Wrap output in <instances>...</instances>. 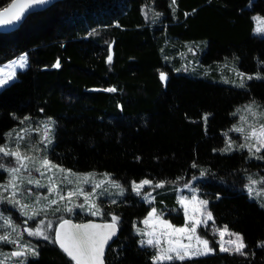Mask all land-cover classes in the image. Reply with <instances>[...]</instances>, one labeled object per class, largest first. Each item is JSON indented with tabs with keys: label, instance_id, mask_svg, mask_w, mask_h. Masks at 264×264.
I'll list each match as a JSON object with an SVG mask.
<instances>
[{
	"label": "trees",
	"instance_id": "1",
	"mask_svg": "<svg viewBox=\"0 0 264 264\" xmlns=\"http://www.w3.org/2000/svg\"><path fill=\"white\" fill-rule=\"evenodd\" d=\"M10 2L0 0V7ZM255 16H264V0H63L31 14L15 32L0 34V66L24 54L29 60L0 91V146L25 117L54 118V162L108 173L123 186L164 182L154 205L178 224L183 212L169 185L204 171L198 185L214 226L241 233L246 255L220 252L210 235L214 255L174 264H264V207L245 187L264 160L221 151L237 108L264 107V35L254 32ZM196 63H233L260 78L241 88L225 85L204 77ZM7 178L0 169V184ZM152 206L128 192L102 206V220L76 214L72 221L119 216L105 264H151L154 250L141 247L133 229ZM36 248L39 255L26 264H73L58 245L43 240Z\"/></svg>",
	"mask_w": 264,
	"mask_h": 264
},
{
	"label": "snow or ice",
	"instance_id": "2",
	"mask_svg": "<svg viewBox=\"0 0 264 264\" xmlns=\"http://www.w3.org/2000/svg\"><path fill=\"white\" fill-rule=\"evenodd\" d=\"M50 3V0H11V2L6 7H0V33H3L6 29L15 28L18 24H21L29 15L32 14L34 8L38 6H46ZM172 5L176 4V0H171ZM159 15V14H157ZM260 24H264V20L257 18ZM257 32H264V27H258ZM111 56L108 57V62L111 63ZM28 61L27 56H21L18 61L12 62V70L7 71L6 73L0 74V89L9 85L10 82H15L17 78V70H23L27 67ZM59 61L54 65V67H59ZM241 77L242 73H238ZM160 81L166 83L167 74L160 73ZM253 77H248L252 79ZM260 78V77H256ZM240 87H244L243 82H241ZM107 92H115V88L104 89ZM245 111L252 113V106L248 105L245 107ZM256 115V113H253ZM264 116V113H261ZM25 120L28 117L24 118ZM242 119H244L242 117ZM204 120H207V116L204 117ZM23 123V121H21ZM53 121L49 119L44 125V136L41 139L40 143L44 144L47 147L48 144L52 143V126ZM231 131L240 133L243 136L244 143L238 144L233 147V141L231 138L227 141V147L221 151L227 153L233 150H243L247 149L249 158L261 159L264 160V156L258 155L264 151V123L259 124V126L249 125L248 130L245 131L243 127H234ZM12 134L8 133L10 137ZM227 135V134H225ZM18 141L23 139V136L17 134ZM0 154L6 157H12L16 166L5 168L3 163H0V169L8 173L10 179L7 184H0V190L3 192H8L9 189L12 190L11 196H0V202L7 201L13 205L19 204V200L16 199L17 195L21 194L17 191L19 185L16 181L19 179V175L22 171L30 172L33 169L29 168V163L35 164V158L28 156L21 152L19 147V142L15 150L9 149L6 145L0 146ZM196 167L195 163L192 165ZM43 169V171L41 170ZM36 172H39L41 176H44L46 172L56 170L58 173H63V179L67 183H72L73 181L69 179L70 176H76L77 179H83L85 183H88L91 179L92 174L80 177L76 173H73L69 169H64L59 165H56L50 161L46 156L40 160V166L34 167ZM205 173L202 171L201 176ZM248 183L246 188L249 194V197L252 198L253 193L255 192L257 196L264 195V188L258 189L257 185H264V178L259 180L253 179L252 176L247 177ZM105 182L111 183L112 187L121 189V195L123 194V189L121 185L117 182L111 181L110 176L105 174ZM29 184H35L36 187H43L40 184L39 180L33 181L32 179L28 180ZM145 186L160 188L164 186V182H159L153 185V182L149 179H144L139 183L135 181L132 182V190L136 193L137 196L141 195V191ZM95 188H100L101 184H94ZM193 192L191 198L187 196H181L178 200V203L181 205L184 211L185 223L183 226L177 227L172 224L170 221L164 219L161 215L158 214V211L153 207L147 217L142 221V223L149 230H142L137 228L136 232L140 236L147 237V239H142L139 241L141 247H150L154 250L153 255L151 256V264H174L175 261L184 262L186 260H193L199 257L214 255L215 249L210 246V241L203 238L197 233V229L203 225L204 227L208 226V221H213L214 218L211 211L207 210L208 201L199 199L195 194V189L191 188V185H185ZM56 191L54 185H49V192ZM82 194L84 196V201L88 204L89 214L95 216L101 214V209L95 202L89 203L90 194L84 192L82 188H79L74 191H69L67 196L70 200L75 195ZM151 193L145 194L143 197L144 200L148 203L153 201L149 199ZM60 200H64L65 197L61 195ZM115 203V201H112ZM57 200L53 199L50 201V204H56ZM264 207V203L261 204ZM27 207V205H25ZM78 207H83L78 205ZM191 209V211H190ZM67 212H72L71 207L65 209ZM59 211V209H57ZM38 214V213H37ZM4 220L3 225L0 227L11 228L15 231V225L10 219L0 217ZM33 219V217H29ZM119 216L112 215L111 222L105 224H73L70 220H63L60 222L59 227L55 229L52 235L51 225L49 224L48 231H45L41 227L35 229L25 228L23 231L27 232L28 236L41 238L45 241H48L52 244L58 245L62 252L69 258L73 264H105L104 262V252L105 248L108 245L109 240L112 239L117 234L118 225H119ZM216 232L220 236V241H217L219 244V251L222 253H228L229 255L238 254L246 255L244 249L247 247L244 242V238L241 234L231 232L228 227L225 225L223 228L216 229ZM225 235L233 237L227 241H224ZM23 240L21 235L18 240H13L10 234L0 235V243H10L16 244V250L7 254L3 260H0V264H6V261L15 259L17 264H26L28 256H38L36 246L32 245L30 242L20 243L19 241ZM187 241V242H185Z\"/></svg>",
	"mask_w": 264,
	"mask_h": 264
},
{
	"label": "rangeland",
	"instance_id": "3",
	"mask_svg": "<svg viewBox=\"0 0 264 264\" xmlns=\"http://www.w3.org/2000/svg\"><path fill=\"white\" fill-rule=\"evenodd\" d=\"M257 18H260V20H264V16L262 17L255 16L256 28L254 32L257 35L262 36L264 35V32H257L256 29L258 27H264V24H260ZM21 56H25V54ZM21 56H19L13 61H18ZM13 61L7 64H4V65H1L0 74L6 73L7 71L12 70ZM27 61H28V65L25 69L17 70V78L15 79V81L18 79L19 72H23L28 69V66H29L28 57H27ZM196 64H197V69L202 71V75L204 77L207 76L208 78H212V80L214 81L219 80L221 83L225 85L230 84L238 88H241L240 87L241 82H243L245 86V84L252 81L253 78L258 77L253 74L247 75L242 72H239L238 68L235 67L233 63H231V65H229V63L222 64V65L220 63H217L216 66L207 65L203 63H196ZM238 73H242L243 76L241 77L240 75H238ZM248 77H253V78L248 79ZM0 78H2V75H0ZM12 83L13 82H10L9 85ZM2 89H0V91ZM248 105L252 106V113L245 111V107ZM253 113H256V115H253ZM261 113H264V107L258 104L257 102L249 103V104L243 105L242 107L237 108V111L235 113L237 117L236 123L233 125L231 129H233L234 127H243L245 128V131H247L249 125L259 126V124L264 123V116H262ZM242 117L244 119H242ZM49 119H51V121L54 122L52 126V133H51L52 143L48 144L47 147H45V145L40 143V141L44 136V125L45 123L49 121ZM21 121H23V123H21ZM21 121L19 125H17L12 130L8 131V133H11L12 135L9 137L8 133L6 134V143L3 146L6 145L9 149L15 150L19 142V147H20L21 152L28 156L34 157L35 164L33 165V163H29V168L33 169L30 172L22 171L20 174H18L19 179L16 181V183L19 185V188L17 189V191L20 192L21 194L17 195L16 199L19 200V204L13 205L11 203H8L6 200L3 202H0V217L10 219L12 223L15 225V231H13L11 228L0 227V235L10 234L13 240H18V238L22 235L23 240L19 241L20 243L30 242L32 245L37 246V243L39 241H43V239L28 236L27 232L23 231L25 228L35 229L37 227H41L45 231H48L47 226L50 224L51 232H49V234L52 235L55 229L59 227L60 222L63 220L72 221V219L75 218L76 214H88L92 216L93 219L95 218L98 220H102L104 216V209L102 208V206L105 203L115 204L118 201L123 200L128 194V192H131L136 195V193L132 190V183H130V185L128 186H123L120 184L121 188L123 189V194L121 195L120 194L121 189L114 188L112 187L111 183L105 182V174H108L105 172L104 173H97L94 171L75 172L71 170L73 173H76L80 177L86 176L88 174H92L91 179L88 183H85L83 179L78 180L76 176H70L69 179L72 180L73 182L67 183V181L63 179L64 174L58 173L56 172V170L46 172L44 176H41L39 172H36L34 170V167H39L40 160L43 159L45 156L50 161L55 163L56 165H59L51 159V155H50L51 146L55 140V132H54L55 120L54 118H45V119L38 121L37 123L31 122L29 119L27 120L23 119ZM228 133L229 134L226 135L225 148L227 147V141L229 140V138H231V140L233 141L234 148L236 145L244 143L243 136L240 133L231 131V130H229ZM17 134L22 135L23 139L18 141ZM233 151H240V150L237 149ZM233 151H229L227 153L229 154V153H232ZM241 151H246L248 154L247 149H243ZM4 157H5V162L3 163V165L5 168L16 166V162L12 157H6V156ZM41 170L43 171V169ZM108 176H110L111 181L117 182L113 179V177L110 174H108ZM249 176H252L253 179H257V180H259L260 178H264V168H262L260 171L256 170V172H253ZM205 178H206V175L204 174L203 176H201V172H200L194 175L190 179H186V180L179 179V180H176L175 182H172L169 185V189L173 190L177 194V204L182 209L183 217H184V211L181 205L178 203V200L181 196H187L191 198V196L193 195V192L190 191L189 188L185 187V185H191V188L196 190L195 194L198 196V198L205 200L202 194L200 193V189L198 185L199 180H203ZM9 179L10 177L8 176L7 181L1 184H7ZM29 179H32L33 181L39 180L40 184L43 185V187H36L34 183L29 184L28 183ZM96 183L101 184V187L95 188L94 184ZM50 184L55 186L56 191L49 192ZM154 184L156 183H153V185ZM79 188H82L84 192L90 194L89 203L95 202V204L100 207L101 214H97L95 216L89 214V211L87 210L88 204L85 203L84 196L82 194L75 195L70 200L68 199V196H67L68 192L77 190ZM165 188H167L166 183H164V186L160 188L145 186V188L141 191V195H139V197H141L142 200L145 201L143 198L145 194L151 193V196L149 197V199L152 200L153 202L152 203H148L146 201L145 202L148 205H153L152 207H155L158 211V207H156L154 204L157 201V196H159L160 192ZM257 188L262 189L264 188V185H257ZM246 191H247V188H246ZM11 193H12L11 189H9L8 192H3L2 190H0V196H11ZM61 195L65 197L64 200H60L59 197ZM53 199L57 200L56 204H50V201ZM252 199L255 202H259L260 204L264 203V195L257 196L255 192L252 195ZM112 201H115V203H113ZM25 205H27V207H25ZM78 205H82L83 207H78ZM69 207L73 209L72 212H67L65 210L66 208H69ZM209 207H210V204L208 202L207 210L210 211ZM57 209H59V211H57ZM158 214L160 215L159 211H158ZM29 217H33V219H29ZM145 218H143V220ZM164 219L170 221L172 224H174L177 227L183 226V224L185 223V218L182 224L174 223L172 222V220L167 219V218H164ZM143 220H141L140 223L136 224L133 229L134 233L139 237V240L147 239V237L138 235L136 232V229L139 228V229L146 230V231L149 230L142 223ZM3 223H4V220L0 219V225H3ZM216 229L217 228H215L213 221L210 220L208 221V226L204 227L203 225H201L197 229V233L205 239H208L207 236H210V235L215 236V240L220 241V236L216 232ZM230 231L233 232L232 230ZM235 233H238V232H235ZM232 238L233 237H229L228 235H225L224 241H227ZM263 245H264V242H263ZM210 246H211V243H210ZM16 248H17L16 244L0 243V260H3L7 254L16 250ZM218 250H219V244H218ZM175 262H178V261H175ZM6 263L17 264V261L15 259H12V260L6 261Z\"/></svg>",
	"mask_w": 264,
	"mask_h": 264
},
{
	"label": "water",
	"instance_id": "4",
	"mask_svg": "<svg viewBox=\"0 0 264 264\" xmlns=\"http://www.w3.org/2000/svg\"><path fill=\"white\" fill-rule=\"evenodd\" d=\"M61 1H63V0H50V3L48 5H46V6H38V7L34 8L33 11H32V14L38 13V12H42V11L46 10L47 8H49L50 6H52V5H54V4L58 3V2H61ZM21 24H18L15 28L6 29L3 33H0V34H10V33H13V32H15L20 27ZM71 222L73 224H87V223H94V224H98V225L105 224L104 222L97 221V220H94V221L93 220H90V221L81 222V223H78V222H75V221H71ZM118 233L119 232L117 231V234L114 237H112L111 240H109L108 245L105 248V252H104V262L106 261L107 253H108L109 249L114 245V243H115V241H116V239L118 237Z\"/></svg>",
	"mask_w": 264,
	"mask_h": 264
}]
</instances>
